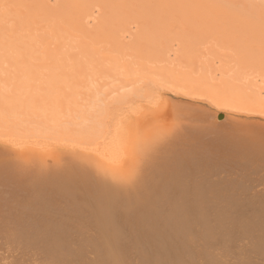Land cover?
<instances>
[{
  "label": "bare ground",
  "instance_id": "obj_1",
  "mask_svg": "<svg viewBox=\"0 0 264 264\" xmlns=\"http://www.w3.org/2000/svg\"><path fill=\"white\" fill-rule=\"evenodd\" d=\"M48 1L0 0V74L7 70L4 63L16 73L14 77L2 75L5 78L1 81L24 78L27 84H12L11 95L0 89V114L6 112L7 117H12L11 125L6 126L12 130L23 119L44 115L45 121L59 132L60 140L72 143L83 138L84 141L89 138L87 141L91 143L109 135L101 148L99 141L100 152L96 156L106 161L110 173L94 168L90 158L87 162V156L78 151H64L63 156L54 158V147L36 149L46 153L43 155H52V162L48 163L47 159H37L34 149L24 146L21 140H9V149L0 148V264L20 259L31 264H264V125L229 121L216 111L204 114L196 105L172 102L158 92L168 88L184 95L199 94L217 108H236L261 116L264 97L260 93L264 89L245 96L242 90L229 84L221 89L202 87L169 71L151 70L139 78L136 73L140 70L135 73L126 65L123 71L134 85L132 93L149 98L154 109L137 111L138 119L122 123L116 119L118 101L101 100L103 104H93L92 113L97 120L74 133L68 126L71 121L66 118L70 112L81 110H76V97L80 94L76 87L90 90L94 76L101 81L102 76L114 75L113 67H107L105 59H100L93 42L109 41L119 48L120 36L109 20L97 26V31L89 33L88 28L86 35L84 24L90 14L87 12L96 0H60L55 7ZM144 1L150 6L144 5L141 10L154 15L157 9L174 10L187 14L197 25L214 18L234 28L236 24L250 27L251 37L260 41L264 38L251 28L264 26L263 4L242 2L243 8L239 10L243 13L231 9L230 15L215 6L208 16L203 14L207 10L205 0ZM132 2L118 0L113 6H105L110 21L113 16L121 23L127 16L126 7ZM162 17L160 27L170 24L166 23L165 13ZM35 29L47 31L36 34L32 32ZM76 31L86 36L77 37L76 44L69 45L72 42H66ZM140 34L151 43V48H138L139 55L144 51L143 55H152L154 59L156 36L154 39L146 32ZM73 47L75 50H71ZM47 72L55 75L52 83L45 78ZM43 77L45 81L41 80ZM37 81H43V86ZM97 95L98 92L93 96ZM128 96L129 93L123 94L119 101ZM30 102L34 104L28 105ZM89 109L78 112L81 122L87 120ZM146 115L150 116L149 121L141 123L153 126L154 130L143 136V141L141 137L130 139L132 130ZM1 116L6 118L4 113ZM105 119L110 125L113 122L112 128L106 126ZM2 121L7 125L6 119ZM5 136L12 138L8 133ZM140 148L143 154L123 169L125 159L132 160ZM124 156L127 157L123 159Z\"/></svg>",
  "mask_w": 264,
  "mask_h": 264
},
{
  "label": "rangeland",
  "instance_id": "obj_2",
  "mask_svg": "<svg viewBox=\"0 0 264 264\" xmlns=\"http://www.w3.org/2000/svg\"><path fill=\"white\" fill-rule=\"evenodd\" d=\"M59 1L60 0H49L48 4L52 7H55L59 3ZM130 1H133L132 2L133 5L128 4V6L126 7V11L124 13V15H127L128 17L126 16L121 21V23H120V21L116 22L115 18L113 16H112V21H110L111 16L108 15V10L105 7L108 5L113 6L115 3L118 2V0H103L101 4L99 3V0H96L95 3L90 4L92 8H89L90 6L88 7L89 10L87 13H90V14H89V16L86 17V19L88 18L87 21H89V22L86 23L87 21L85 19V24H84L86 35H88L87 34L88 32L91 33L93 29H94L93 31H95V30L97 31L98 30L97 26H99L102 23H105L109 20V22L112 24L111 27L115 31L116 35L120 36L118 38V40L120 42H119V48H118V47L114 46V44L112 42L110 43L109 41L103 42V41L94 40V42H93L94 46L93 47H95L98 50L99 57H101L100 59H105V61H106L105 65L107 67H113V74L114 75L113 76H102V79L100 78L101 81L98 79V77L94 76L93 80L91 81V87L92 88L90 87V90L89 89L86 90L84 87H79V86L76 87V91L79 90L80 94L77 95V97H76V101L78 104L76 106L77 108L76 107L75 108H76V110L77 109L78 110L81 109V110L70 112V114H72V115L69 114L68 118H66V121H68V120H69V122L71 121L70 124H68V126L72 127V129H73L72 131L73 132L75 131L74 133L83 130L84 126H90V123L92 121L97 120L96 116H95L96 118L93 117V115H95V114H94V112L92 113V111H93V108H95V106H97V105H100V103L102 101L103 102L113 101V98H115L114 102L118 101L119 104L117 106L119 107V110L117 111V118L116 119H117V122H122V123L126 120H132L133 118L138 119L137 118V111H141V112L143 111L144 112V111H149V110L154 109V108H152V103H151V100L149 98H146L143 96L140 97V96H138V94L132 93L133 90H135L134 85L130 81L128 82V80H127L128 76L126 77L125 73L123 71V67L126 65L130 66V68L133 69V71L135 73L138 70H140L138 73H136V74H138L139 78L142 77V75L150 72L151 70L161 71V73H162V71H164V72L169 71V73L175 77H179V78L188 77L190 80H192V82H194V84L202 86V87L212 86L216 89H221L224 86V84H229L231 87L235 86V87L239 88L240 90H242V93L245 96L257 94L259 88L261 90L264 89V71H262V69L264 70V68H261V67H264V64H263L264 63V38L262 41H260L256 38L251 37L249 34V31H252L249 29L250 27L249 28L246 27L247 28L246 29L245 27L237 26V24H236V25H234L235 26V28H234L233 25H226V22H222L221 20H219L220 21L219 22L218 20H216L214 18H211V20H208V21H202V22H200L201 24L197 25L196 23L190 21V18L187 14L183 15L178 11L169 10V9H165L163 11L161 8V9H157L156 13L154 15V14L150 13L149 10L148 11L141 10L142 6H144V5L150 6V3H148L147 1H144V0H130ZM212 1H215V2H212ZM237 1H238V3H237ZM219 2H221V5H219L220 4ZM242 2L243 3L249 2V3H252L253 5L254 4H259V5L263 4L264 5V0H262V1L261 0H252V1H250V0H248V1L247 0H208V1L205 0L204 3L206 4L205 6H206L207 10H204L203 14L210 16V15H212V12H214L213 11L215 9L214 7L219 6L223 9H225L227 11V14L230 15L231 9L232 10H239V9L241 10V7L243 8ZM225 10H223V11L225 12ZM240 10L238 11L239 14L243 13ZM109 11H110V8H109ZM142 11H143L144 15H145V13L149 12L147 15L148 17L143 16ZM140 12L142 13L141 15L143 17L140 16ZM164 13L167 15V19L169 21V22L167 21L166 23H170V24L167 25L166 23H161V25L166 24L167 26L163 25L160 27V25H159L160 19L159 18H161L162 15L164 16ZM130 15H136V17L131 19ZM150 16H152L154 19ZM93 17L95 19H91ZM136 18H137V20H136ZM91 20H93V21L96 20V21L92 22ZM153 21L157 22V23H154ZM203 22H205V23H203ZM124 23H129V24H126V26H124L125 25ZM9 24L11 25V22ZM9 24H7V25H9ZM44 25L45 24H42V26H44ZM121 25L124 27V29ZM119 26H121L122 29H121V27L119 28ZM254 27L255 26L251 27V28H253V31L258 30V34H261V36L264 37V32H263L264 26L260 27V25H258L257 27H255V29H254ZM88 28H90V29H88ZM118 28L121 29V30H119V34L117 33ZM261 28H262V30H261ZM126 29H127V31H126ZM149 29L155 32V33L152 32L154 35L150 33L151 31ZM86 30L88 32H86ZM140 30H142L143 32H141ZM177 30H178V32H177ZM45 31H47V30L44 29L41 32L40 31L36 32V29H35L32 32L39 34V33H45ZM78 32L81 33L80 31L74 32V34L76 33L74 35V37L69 39V41L67 40L66 43L72 42V43H70V44L68 43V44L74 46L77 42V37L79 38L81 36H83V37L86 36L84 32L82 33V35L78 34ZM120 32H122V34ZM145 32L148 34H151L154 39L156 36V43H154L156 45L153 48V49H156V52H155L156 55H155L154 59H152L153 58L152 55H150L149 57L143 55L144 51H142L141 55H139L140 51H138V48H139V50L142 48H149V49L151 48V46L149 45L151 43L146 42L147 40L146 41L143 40L142 37L144 38V36L140 34V33L145 34ZM232 34L235 36H233ZM85 40H88V39L85 38ZM95 44H96V46H95ZM122 44H124V45L122 46ZM67 47H68V45H67ZM72 49L75 50V47L71 48V50ZM117 50L120 52H117ZM103 51H105V52L103 53ZM106 51H109V52H106ZM122 52L125 54H122ZM110 53H112V54H110ZM133 53H135V54H133ZM117 56H119V58H117ZM141 56L144 58H141ZM112 59H114V62ZM146 59H147V61H146ZM185 59H187V60H185ZM118 60H120V61H118ZM30 61H32V59ZM33 62H36V61H33ZM3 67L7 70L4 71V73L2 72L0 74V77H1L0 81L3 78H5L4 76H6V75H7V77L8 76L9 77L15 76L14 74H16V73L14 72L13 68L11 69L10 67H8V65L6 63L3 64ZM145 68H146V70H145ZM120 69H122V71ZM12 73H13V76H12ZM47 73H49V74H47V76H45V78H50L49 82L52 83L51 80L52 81L54 80L53 78H55V75L53 74V72H47ZM59 73L60 72H58V74ZM120 74H123V75H120ZM2 75H4V76H2ZM122 76L126 77V80H127L126 82H123L124 81L123 78H125V77H122ZM45 78L43 77V79H41V80L45 81L44 80ZM145 79H147V78H145ZM17 81H21V82L17 83ZM43 81H37V83H40V85L43 86ZM121 81L123 83H121ZM203 82H204V84H202ZM15 83L21 84L22 86L27 85L24 78H22V79H15L14 78V79H11L9 81H6L4 79L3 82L2 81L0 82V89L3 93L10 94L12 92L11 86H12V84H15ZM93 83L95 84V87H94ZM229 85H227V86H229ZM53 86L57 87L58 85L53 83ZM99 86H101V88H99ZM81 88H82V90H81ZM94 90L98 92L97 97H99V98L94 97L97 93V92L95 93ZM80 91H82V92H80ZM85 91L87 92L86 94H85ZM158 92H161L162 98L170 99V100H172V102L174 101V102L178 103V102L186 101V103L188 102L191 105H194V106L196 105V106H198L199 111L201 110V112H203L204 114L206 113V114L210 115L214 111H216L218 113V115H223V116L226 115L225 118L228 119L229 121L235 119L236 121H239V122L260 123V124L264 125V117H263L264 115L259 116L260 114H257V113L254 114L252 112H250L251 113L250 114L248 112L246 113V112H243L241 109H236V108L220 109V108H217L209 99L205 98L203 95H199V94L197 96L196 95L195 96L184 95V94L179 93V92H173V91L169 90L168 88L160 89ZM39 93H43V92H39ZM90 93H92L94 96ZM125 93H129V96L120 102L119 97H121ZM174 93H176V94H174ZM84 94H85V96H84ZM186 96H188V97H186ZM260 96L264 97V91L260 93ZM82 98H83V100H82ZM106 98H108L109 100L107 101ZM92 99H94V100L91 101ZM33 104H34V102L28 103V105H33ZM93 104L94 105L96 104V105L94 106ZM101 104H103V103H101ZM89 107L91 109H89ZM83 109L91 110L92 114L88 113L86 115V118L88 117L87 120H89L88 121L89 123L87 122V120H84V122H81L82 119L79 116L82 113ZM80 111H81V113H78ZM158 111H161V109H159ZM3 113L6 116V118H4V119H6L7 125L5 122L2 121V120H4L2 118L3 116H1ZM3 113L0 114V117L2 118V119L0 118V148L3 147V149H9L10 148L9 147V140L19 139L23 142L24 146L31 147L34 149L32 151H34L33 154L38 155L39 158L37 157V159H39L41 161L43 159H47L48 163L52 162L51 159L53 157L57 158L59 156L60 157L63 156L65 153H71L73 151L77 153V151H78V154L84 153V155L87 156V157H85L86 161L89 160V158H90L91 161L89 160V163L91 165H93L94 168L95 167L99 168L101 171L104 169L105 172H106V170H108V172H106V173H110V169L107 167V164L105 163L106 161H104L103 159H99L96 156V154H98L100 152L99 148H101L102 143L108 141L109 135H107L106 139L102 136H101L102 137L101 139L95 138V139H97V140L99 139V140L96 141L94 139L91 143H89L87 141V140H90L89 138L88 139L86 138L85 141L83 140L84 139L83 138L79 141H74V143H72V141H68V140L62 141L59 138V137H61V136H59L60 135L59 132H57V131H55V129H53L54 127L51 126L50 122L45 121L46 119L43 117L44 115L42 116L40 114H34V116H32V118L31 117L28 118V121L24 120V119L21 120L20 125H18V127L19 126L20 127L18 128L16 126L17 128L14 129L16 131H14V130H12V128L6 127V126L11 125V123H12L11 120H13L12 117H10L11 118L10 119L9 116L7 117L6 112H3ZM149 115H152V114H149ZM149 115H146L145 117H143V119L141 118V120H139L140 125L137 126L136 128H134L132 130V133L130 132L131 133L130 139L135 140L136 138L139 139L141 137V139L143 141V136L148 135L150 132H152L154 130V128H152L153 126H148V125L144 126L145 123L144 124L141 123L147 119H148L147 121H149V117H150ZM155 115H158V112H156ZM218 115H217V119H218ZM70 116H71V119H69ZM90 116L93 117L91 120H90V118H91ZM121 116H123V117H121ZM25 118H27V117H25ZM94 118H95V120H94ZM72 120L73 121L77 120V121L73 122ZM107 120H110V119L107 118ZM107 120L105 119V122ZM112 120L114 121V119H112ZM10 121H11V123H10ZM217 121H220V120H217ZM80 122H81V124H78ZM107 122H108V124L106 126L109 129L112 128L113 122L110 121L112 123L111 125H110L109 121H107ZM71 123H74V124H71ZM77 125H78V127H77ZM145 129H147L148 131ZM29 130H33L31 132H34V133L31 134V132H28ZM6 133L11 135L12 138L9 136H5ZM35 133H37V134H35ZM103 138L105 139V141H103L104 140ZM82 140L86 143H84ZM99 141L100 142L102 141V142L100 143ZM77 142L80 143V145ZM123 143H124V141H123ZM44 146H46V149L50 148V146H51V148L54 147L55 153L53 154V157H52V155H48V156L43 155L46 153L37 151V150H39L40 147H44ZM80 146H81V148H80ZM98 146H99V148H98ZM94 149H96V150H94ZM136 150H137V148H136ZM1 151L2 150H0V153H1ZM64 151H66V152L64 153ZM120 151H122V150H120ZM92 152H93V154H92ZM136 154L137 155L134 156L132 158V160L129 159L127 156H124L123 159H125L126 157L128 159L126 158L125 161L123 160L124 162H126V163L123 162V164H124V165H122L123 169H126V167L128 168L130 166L129 164H132L131 162L134 163V160L137 157L139 158L141 156V154H143L141 148L137 151ZM23 155H25V154H23ZM93 155L96 157H94ZM31 156L33 157V155H31ZM31 156H24V157L29 158ZM44 156L47 158H45ZM21 158H23V156H21ZM101 160H103L104 163ZM95 163H97V164H95Z\"/></svg>",
  "mask_w": 264,
  "mask_h": 264
},
{
  "label": "snow or ice",
  "instance_id": "obj_3",
  "mask_svg": "<svg viewBox=\"0 0 264 264\" xmlns=\"http://www.w3.org/2000/svg\"><path fill=\"white\" fill-rule=\"evenodd\" d=\"M12 264H31V262L27 261V260L20 259V260L13 261Z\"/></svg>",
  "mask_w": 264,
  "mask_h": 264
},
{
  "label": "water",
  "instance_id": "obj_4",
  "mask_svg": "<svg viewBox=\"0 0 264 264\" xmlns=\"http://www.w3.org/2000/svg\"><path fill=\"white\" fill-rule=\"evenodd\" d=\"M221 115H219V117H220Z\"/></svg>",
  "mask_w": 264,
  "mask_h": 264
}]
</instances>
